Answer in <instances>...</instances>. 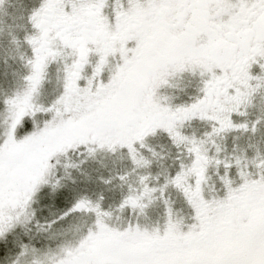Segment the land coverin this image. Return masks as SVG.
Wrapping results in <instances>:
<instances>
[{
    "label": "snow or ice",
    "instance_id": "obj_1",
    "mask_svg": "<svg viewBox=\"0 0 264 264\" xmlns=\"http://www.w3.org/2000/svg\"><path fill=\"white\" fill-rule=\"evenodd\" d=\"M0 264H264V0H0Z\"/></svg>",
    "mask_w": 264,
    "mask_h": 264
}]
</instances>
